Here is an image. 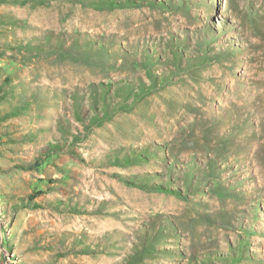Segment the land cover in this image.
Masks as SVG:
<instances>
[{
    "label": "rangeland",
    "instance_id": "obj_1",
    "mask_svg": "<svg viewBox=\"0 0 264 264\" xmlns=\"http://www.w3.org/2000/svg\"><path fill=\"white\" fill-rule=\"evenodd\" d=\"M140 1L0 2V264H264V0Z\"/></svg>",
    "mask_w": 264,
    "mask_h": 264
},
{
    "label": "trees",
    "instance_id": "obj_2",
    "mask_svg": "<svg viewBox=\"0 0 264 264\" xmlns=\"http://www.w3.org/2000/svg\"><path fill=\"white\" fill-rule=\"evenodd\" d=\"M17 2V3H26V2H30V1H46V0H0V2ZM150 2V4L153 7H163V5H165V2L163 1H156V0H148ZM88 3L91 4L92 6L95 7H103V6H109L111 4H115L118 6H129V5H141L143 2H141L140 0H88ZM169 5V4H168ZM176 7V6H174ZM173 7V8H174ZM214 39L217 38V36L213 37ZM208 41V40H207ZM207 44V43H206ZM28 46V45H27ZM62 46V45H61ZM154 55L148 53L147 57L142 61L143 62V67L147 70L149 76H151L152 78V87L149 85H144L143 87H140L139 90L142 91L141 93L144 94V92L148 91L149 89H153L156 87V85H159V82L162 84H165L170 78L166 77L165 75H162L159 79H158V75L156 76V74L153 73V69L155 66V59H159V57H153ZM193 57L196 58H201V56L199 55H195ZM6 75V76H5ZM158 79V80H157ZM159 81V82H157ZM12 74H4L3 78H2V86L0 88V93L2 89H6L8 88V90H6V92L4 91V93H14V89L12 86ZM158 83V84H157ZM18 87H21L20 84H17ZM16 85L14 86L15 88L17 87ZM7 94H4L5 96ZM129 104V102H128ZM24 106H21V112L24 111L27 107V104H23ZM124 105H127V102L124 101ZM15 108H17V106H14ZM19 113V112H18ZM94 120L98 121L96 118H93ZM214 163V164H212ZM212 163L209 164H205L204 167H206V169L203 170V175L204 177L201 178L202 179V184H207L209 186V188L212 190H214L216 192V194L219 197H224V195L227 193L229 190L234 191V187H231L232 185L229 186H224L222 187V184H220V181L218 180V176L219 175V165L216 163L215 160H212ZM174 164L172 163V165H169V169L168 171L172 173L173 175V168H174ZM184 174L187 175V177H184V182L186 183V185L188 186V188L186 189L188 191V189H190L189 187L191 185H193V171H184ZM196 185V184H195ZM194 185V186H195ZM192 187L191 189L193 190H199V184H197L195 187ZM157 189H159L160 191H173L174 194H176L179 197H182L184 192V190H181V188L177 187L176 189H173L171 187H164L161 184H158V186H156ZM173 189V190H172ZM202 189V187H201ZM192 190V191H193ZM226 194V195H227ZM186 196V195H185ZM184 196V197H185ZM258 211H259V207L258 205L254 206V212H255V217H257L258 215ZM243 228L246 229V234L247 236H244L243 238H240V241H238L236 248L230 252V254H220V261L222 262V264H237L238 262H241L242 258L245 259H250L248 255H245V250L247 247V243H248V237L249 235L253 232V227L250 228H246L245 226H243ZM154 241L149 242V246L147 247L145 244L140 248V253H138L137 255L142 256L143 254H153L152 249H154ZM203 257V260H205V262L209 261V256L208 255H204V256H200ZM194 260H197L196 258H194ZM126 264H135L134 262V258H129L125 260ZM213 263V262H212ZM195 264V263H194Z\"/></svg>",
    "mask_w": 264,
    "mask_h": 264
}]
</instances>
